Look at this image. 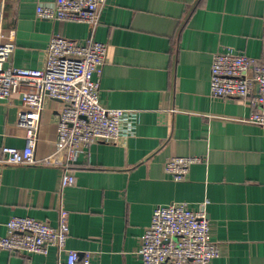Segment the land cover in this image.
Returning a JSON list of instances; mask_svg holds the SVG:
<instances>
[{
  "label": "crops",
  "instance_id": "1",
  "mask_svg": "<svg viewBox=\"0 0 264 264\" xmlns=\"http://www.w3.org/2000/svg\"><path fill=\"white\" fill-rule=\"evenodd\" d=\"M56 0H0L2 43L14 30L12 67L41 69L50 39L107 45L99 102L130 114L131 132L95 143L69 169L0 166V237L13 217L56 227L68 213L66 248L95 264H142L139 249L156 206L186 203L204 212L220 255L212 264H264V128L246 123L250 107L209 93L212 56L232 49L264 62V0H107L99 23L52 22L36 7ZM20 95L0 103V147L22 149ZM35 156L56 149L60 101L44 99ZM123 127H128L123 121ZM172 157H200L187 178L163 171ZM46 256L0 250V264H56Z\"/></svg>",
  "mask_w": 264,
  "mask_h": 264
},
{
  "label": "built area",
  "instance_id": "2",
  "mask_svg": "<svg viewBox=\"0 0 264 264\" xmlns=\"http://www.w3.org/2000/svg\"><path fill=\"white\" fill-rule=\"evenodd\" d=\"M107 0H56L52 6H37L40 20L85 23L94 28ZM14 30L2 43L0 26V103L20 95L17 125L25 132L22 149L0 147V166H58L64 171L61 188L75 183L69 169L78 155L95 143L116 144L131 132L130 114L109 109L99 102V77L106 61L107 45L88 40L80 44L56 35L46 49L41 69L9 65L14 49ZM209 93L213 98L244 101L250 112L246 123L264 128V62L232 49L212 56ZM60 101L55 151L42 159L35 156L44 99ZM123 121L128 127H123ZM200 157H172L163 171L174 182L187 178ZM68 213L60 210L56 227L31 217H13L6 223L7 235L0 237V250L10 254L46 256L56 250V264H95L88 253L80 257L66 248ZM218 243L211 239L210 223L204 212L186 203L156 206L144 230L139 255L142 264H212L220 255Z\"/></svg>",
  "mask_w": 264,
  "mask_h": 264
}]
</instances>
